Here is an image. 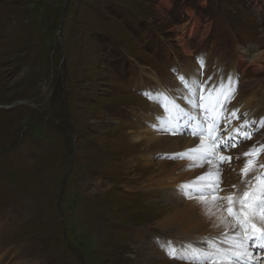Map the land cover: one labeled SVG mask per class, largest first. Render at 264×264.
<instances>
[{
  "label": "rangeland",
  "instance_id": "1",
  "mask_svg": "<svg viewBox=\"0 0 264 264\" xmlns=\"http://www.w3.org/2000/svg\"><path fill=\"white\" fill-rule=\"evenodd\" d=\"M263 52L264 0H0V264H208L167 254L198 243L184 237L198 233L185 229L189 198L167 181L191 159L156 158L171 153L147 131L167 116L149 94L186 103L174 69L198 58L210 83L238 77L227 139L246 100L264 110ZM263 139L221 150L225 172Z\"/></svg>",
  "mask_w": 264,
  "mask_h": 264
},
{
  "label": "snow or ice",
  "instance_id": "2",
  "mask_svg": "<svg viewBox=\"0 0 264 264\" xmlns=\"http://www.w3.org/2000/svg\"><path fill=\"white\" fill-rule=\"evenodd\" d=\"M241 55L242 57L246 56V51L242 49ZM204 66V59L198 58L197 67L183 70L174 69L179 78V86L185 93L181 98L192 112L181 108L175 103L174 98H170L163 90L156 89L149 94V99L153 100V103L158 107L163 104L168 112L167 118L157 117V123L152 125L153 127L158 131L175 135L188 128V122H191V130L188 134L200 138L197 148L190 149L185 153L156 158L191 159L195 161L192 166H203L205 163L210 166L207 173L195 181L182 185V193L189 199L198 197L201 202H204V197L212 196L224 203V210L235 222L234 227L239 229L241 236V239L236 241V245L241 251L234 252L229 258V262L230 264H254V259L251 258V254L247 250L255 249L258 254H264V173L257 174L258 169H264V164L259 159L264 154V143H253L249 150L242 154L245 157L244 167L240 171L241 182L245 185L243 191L233 185L231 193L224 197H218V193L223 191L219 188L220 168L219 164L214 166V177L212 161L218 159L221 164H230L232 157L218 155V153L221 150L227 151L230 147H235L239 142L251 140L254 130L264 129V117L258 120H248L247 114L244 113V121L233 129L227 139L218 137L217 132L221 122L225 123L226 130L233 119H240L237 115L239 109L228 110V105L235 99L240 80L236 76L229 75L216 83H210L211 77L204 78ZM173 112L176 113L175 116L172 115ZM196 112L200 115L193 114ZM181 120L184 121L183 124L180 123ZM257 220L260 222V227H257ZM167 254L174 259L187 258L181 255L175 247L168 249ZM192 259L196 260L198 256H193Z\"/></svg>",
  "mask_w": 264,
  "mask_h": 264
},
{
  "label": "bare ground",
  "instance_id": "3",
  "mask_svg": "<svg viewBox=\"0 0 264 264\" xmlns=\"http://www.w3.org/2000/svg\"><path fill=\"white\" fill-rule=\"evenodd\" d=\"M259 56L262 55L260 54ZM176 90L178 89L175 88V91ZM170 98H174V97L171 96ZM174 100L175 103L178 104L179 106L186 104L175 98ZM252 103L254 105L253 108L251 107ZM240 106L244 110L252 108L249 112H246L248 120H251L252 117H254V119H257L259 114L263 113L264 111L261 108H259L260 104L256 102L255 98H250L246 100ZM155 109L159 113H161L160 108H155ZM185 110H189L187 106ZM229 110L232 109L230 108ZM163 111L166 114V116H168V112L166 111L164 105H163ZM172 115L175 116L176 113L173 112ZM198 115L200 114L198 113ZM183 123L184 121L182 120L181 124ZM190 126H191V122H190ZM146 131L147 130H145L144 133H146ZM186 131L188 132L189 130ZM147 133L148 136L146 138V142L148 144L158 141L161 144V146L159 145L160 148H163V150L169 154L171 153V155L177 153H185L190 149L197 148L200 144V138L197 140V136L185 135L182 131L173 135L171 133H164L163 131L159 133L157 128H151L150 131H147ZM140 139H141L140 135L137 136V140ZM205 139L207 140V138ZM195 144L196 147H193V145ZM240 150L242 149H238L232 152V156H240L242 154V151L240 152ZM246 151H248V148L246 149ZM262 159H264V156ZM173 160L175 159H171L168 161L166 160L163 162V164L165 166H171L170 164H172ZM176 160H188V159H176ZM181 162L182 161L176 162L175 163L176 165H173V167H171V170L169 171V178L167 179L168 185L170 187L169 193H176L177 189H179L180 195H184L182 193L181 186L189 182L195 181L198 177L204 175L210 169V166L207 163H205L203 166H192L195 164L194 160L186 161L184 163ZM217 164H218L217 162L212 161V166H213L212 170L214 177H215L214 166ZM233 165H235V163H233ZM236 165L237 168H234L233 170H231L230 168L228 172H225V168H223V166H229V165L219 164L220 170L224 171L223 178L225 179L222 185L223 191L221 192V195L223 197L233 191L232 188L233 185H236L237 188L239 187L238 189L240 191L245 190V185L241 182V176H240V171L243 168V162H236ZM250 178H251V174H250ZM169 193H167V197H166L167 201L170 202L173 201L174 204L181 203L182 200H180V197L176 195L174 197ZM174 200L177 202H174ZM184 204L186 207L184 209L185 215L192 216L191 219L187 220V223L185 224V229H193L198 231V233L193 232L194 234L193 233L185 234L186 236L184 237L188 238L186 239L188 241L197 240L198 243L190 244L186 241H181L180 244H182V247L178 252H180L181 255L189 259H192L193 256H198L197 260H200L202 262L206 261L208 264H230L229 258L232 257L233 253L241 251V249H239L236 245V241L240 240L241 236L239 235V229L237 227H234L235 222L225 212L224 206H222V204L224 205V203H220L218 200L214 198H210L209 200L207 199L204 200V202H201L198 197H194L192 199L186 200ZM256 223L258 226H261L259 220H257ZM247 251L250 252L251 258L254 259V264H258L259 262L257 256L253 255L255 250L248 249ZM225 252H227V254H225ZM205 254H210V255H205Z\"/></svg>",
  "mask_w": 264,
  "mask_h": 264
},
{
  "label": "trees",
  "instance_id": "4",
  "mask_svg": "<svg viewBox=\"0 0 264 264\" xmlns=\"http://www.w3.org/2000/svg\"><path fill=\"white\" fill-rule=\"evenodd\" d=\"M64 4V2H63ZM63 7V6H62ZM63 9V8H62ZM62 9L61 11L58 13V15L56 16L57 17V21H56V31H59L60 27H62V24H61V18H60V15L62 13Z\"/></svg>",
  "mask_w": 264,
  "mask_h": 264
},
{
  "label": "water",
  "instance_id": "5",
  "mask_svg": "<svg viewBox=\"0 0 264 264\" xmlns=\"http://www.w3.org/2000/svg\"><path fill=\"white\" fill-rule=\"evenodd\" d=\"M59 31L61 32V27H60V30Z\"/></svg>",
  "mask_w": 264,
  "mask_h": 264
}]
</instances>
